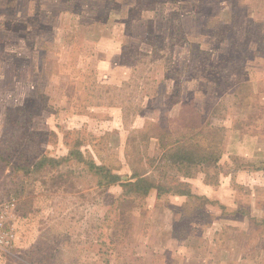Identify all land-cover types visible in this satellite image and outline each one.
<instances>
[{"label":"rangeland","instance_id":"1","mask_svg":"<svg viewBox=\"0 0 264 264\" xmlns=\"http://www.w3.org/2000/svg\"><path fill=\"white\" fill-rule=\"evenodd\" d=\"M259 35L264 0H0V264H264ZM188 101L216 168L163 165L138 132ZM132 170L171 191L126 195Z\"/></svg>","mask_w":264,"mask_h":264},{"label":"trees","instance_id":"2","mask_svg":"<svg viewBox=\"0 0 264 264\" xmlns=\"http://www.w3.org/2000/svg\"><path fill=\"white\" fill-rule=\"evenodd\" d=\"M233 38H231V41ZM233 42V41H232ZM257 42L258 46L263 42L264 44V36L259 35ZM193 103L191 101L183 102L180 109V116L174 120L175 122H180L178 126L174 130H167L162 127L160 124L153 123L148 124L145 129H141L138 132L143 133L144 137L151 131L154 133L152 137L157 138L158 145L161 150V160L164 164L170 165L172 167L181 169H190L193 167L201 166V167H213L216 168L218 161L221 156V139L220 141L215 136V128L208 127L206 124L202 122V115H200L194 108ZM192 109V110H191ZM154 127V129L152 128ZM214 135V137H209L210 133ZM207 133V135H206ZM77 151H70L69 155H76L79 159L81 156ZM68 155V156H69ZM3 158V157H1ZM57 159H52L49 157H42L38 160L36 165L32 167H36V170L42 169L44 166L42 164L47 163L46 165L58 164ZM65 162L69 160V158H62ZM90 169L96 170L101 177L106 182L105 184H115L117 182L122 181V175H118L117 173H113L110 168L106 169L104 167H96L93 163V160L89 158L87 160ZM102 169V170H101ZM26 171H29V167L25 168ZM135 181L128 183H121V187L124 188V192L126 195H134L141 199H144L151 190L155 189L156 194L160 196L164 192H169V188L165 185L157 184L155 181L150 183L149 177L141 176L137 171L132 170ZM144 173V172H143ZM162 182L165 180V177L161 176ZM177 187H180L178 184ZM178 194H183L182 191L177 192ZM264 221H262L263 223Z\"/></svg>","mask_w":264,"mask_h":264},{"label":"built area","instance_id":"3","mask_svg":"<svg viewBox=\"0 0 264 264\" xmlns=\"http://www.w3.org/2000/svg\"><path fill=\"white\" fill-rule=\"evenodd\" d=\"M6 208L5 211L1 213L0 215V247H7L14 241V232L11 229L6 230L5 224L7 223V217L6 215Z\"/></svg>","mask_w":264,"mask_h":264}]
</instances>
